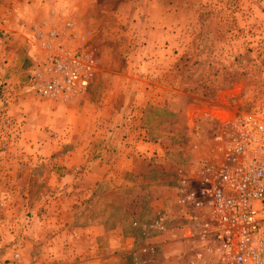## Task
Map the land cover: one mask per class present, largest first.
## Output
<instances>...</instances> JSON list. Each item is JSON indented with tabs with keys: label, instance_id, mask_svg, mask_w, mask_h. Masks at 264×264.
<instances>
[{
	"label": "rangeland",
	"instance_id": "374dc122",
	"mask_svg": "<svg viewBox=\"0 0 264 264\" xmlns=\"http://www.w3.org/2000/svg\"><path fill=\"white\" fill-rule=\"evenodd\" d=\"M52 30L72 51L92 59L95 77L74 100L36 92L45 57L38 31ZM98 86L102 92L90 94ZM134 87L156 89L164 101L163 108L148 109L149 126L142 125L162 155L142 159L163 168L157 173L168 189L165 196L160 192L161 202H167L154 216L167 215L169 230L146 231L154 219L145 208L131 223L139 250L122 264H214L182 241L188 222L177 189L182 180H195L205 164L226 160L232 138L219 136L228 122L242 115L264 121V0H0V264H11L16 254L19 264L68 262L47 244L42 212L50 214L49 201L68 168L88 167L77 150L89 151L93 143L85 133L91 132L86 122L95 117L94 103L117 101L118 118L130 124L137 109L127 89ZM86 99L89 110L78 106ZM134 143L126 144L131 152ZM248 155L257 156L252 149Z\"/></svg>",
	"mask_w": 264,
	"mask_h": 264
},
{
	"label": "crops",
	"instance_id": "0c3cea01",
	"mask_svg": "<svg viewBox=\"0 0 264 264\" xmlns=\"http://www.w3.org/2000/svg\"><path fill=\"white\" fill-rule=\"evenodd\" d=\"M8 10L11 16L17 14L11 6ZM57 13L54 10L55 16ZM23 18L20 13V28L23 27ZM35 27H38L36 23L32 31ZM3 28L8 31L12 27L6 23ZM100 91L101 87H93L90 94ZM127 91L134 97H129L128 104L132 97V108L137 109L132 122L126 124L125 120L118 118L116 112L120 104L117 101L94 103L93 107L97 109L95 117L86 122L91 132L85 133L90 137L89 143H93L89 151L79 153L77 150L78 157H84L85 162L89 160L88 167L75 165L68 168L66 181L57 186L59 190L49 201L52 207L47 206L51 207L50 214L45 210L42 212L44 232L50 233L47 244L53 247L52 251L63 254L59 260H68L61 264H122L124 256L139 250L140 246L131 223L147 212L145 208L153 213L154 219L155 208L166 205V197L161 202L160 192L163 191L165 196L168 189L161 182L163 173H157L163 168L160 169V165L151 167L150 161L142 159L153 152L162 155L161 147L152 140L155 136L142 125L149 126L150 122H145L148 109L163 108L161 104L164 101L156 96V89L134 87ZM113 93L119 97L122 91L116 89ZM78 106L89 110L91 102L86 99ZM75 133L79 131L75 130ZM134 142L138 145L131 152L126 144ZM96 148L95 153L91 152Z\"/></svg>",
	"mask_w": 264,
	"mask_h": 264
},
{
	"label": "built area",
	"instance_id": "2783aa9c",
	"mask_svg": "<svg viewBox=\"0 0 264 264\" xmlns=\"http://www.w3.org/2000/svg\"><path fill=\"white\" fill-rule=\"evenodd\" d=\"M38 33L45 54L36 73L39 97L74 100L86 94L95 77L92 59L68 48L56 30ZM223 129L219 140L232 138L226 160L205 164L195 180L178 186V204L188 222L182 241L214 264H264V121L242 115ZM249 149L257 156L249 157ZM168 220L159 213L143 228L168 233ZM19 263L16 254L11 264Z\"/></svg>",
	"mask_w": 264,
	"mask_h": 264
}]
</instances>
